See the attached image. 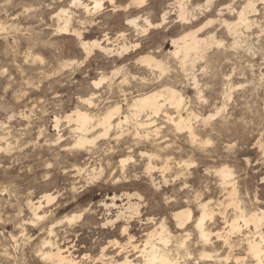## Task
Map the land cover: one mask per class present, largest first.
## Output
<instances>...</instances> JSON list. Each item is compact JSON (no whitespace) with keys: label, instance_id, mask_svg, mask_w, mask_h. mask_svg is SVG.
Returning <instances> with one entry per match:
<instances>
[{"label":"rangeland","instance_id":"1","mask_svg":"<svg viewBox=\"0 0 264 264\" xmlns=\"http://www.w3.org/2000/svg\"><path fill=\"white\" fill-rule=\"evenodd\" d=\"M117 1L124 4L129 0ZM147 1L151 18L159 22L163 8H168L172 0ZM245 2L214 0L207 8V0H190L191 8L197 13L193 26L198 28L209 19H218L219 9H223L224 17L232 19L234 15H230L227 6L240 9ZM256 3L258 11L253 16L256 24L242 29L237 48L232 47L233 38L221 29L218 21L202 30L201 35L217 28V36L224 45H214L198 62L195 73L199 87L196 88L169 55L174 49L171 39L186 29L175 14L169 22L137 37L124 19L118 18L119 12L109 7L97 24L87 25L86 37L100 38L105 31L115 37L127 30L128 41L139 42L140 46L122 57L108 58L96 53L85 59L74 36L56 32L57 21L52 16L62 3L0 0V264H46L36 257L34 248L42 243L47 231L42 229L43 220L34 218L27 206L29 199L37 200L45 192L53 193L56 198L49 204L42 201L40 215L44 210L51 211L54 239L63 246H73L72 251L80 258L85 254L94 257L104 246L108 247L107 253L114 252L119 246H113V240L127 243L128 235L101 226L105 216L102 203H110L117 196L116 203L125 204L126 193L141 196L132 199L141 204L144 221L131 222L134 242L147 239V233L166 217V226L173 235L170 245H176L182 231L171 217L172 212L185 208L188 202L194 216H198L195 190L202 193L204 200L220 198V177L216 170L222 165L233 170L241 195H259L260 207L264 208L261 148L264 147V0ZM146 53L168 61L169 69L163 73L138 64L135 59ZM66 63L69 65L64 66ZM123 66L117 77H113V71ZM103 75L108 78L96 89L93 81ZM125 77L126 81L122 82ZM163 85L180 90L189 109L200 114L193 124L200 140H210L209 144H192L187 133L175 130L166 115L160 114L155 117L156 126L140 130V136H135V127L127 123L118 132L112 131L108 138L98 139L94 146H74V124L65 120V115L77 106L89 108L81 98L97 92V106L90 108L95 113L118 102L126 111L134 95ZM225 91L231 93V98H224ZM225 105L209 122L202 120ZM169 112L176 115L172 108ZM186 114L184 110L183 115ZM56 117L61 120L57 128ZM156 127H161L158 136L153 132ZM148 132L151 134L146 136ZM60 135L61 139L57 140ZM156 137L157 141H153ZM165 145L169 147L163 149ZM167 157L170 167L163 171L161 167ZM121 158L129 159L125 166L128 178L115 182L121 174ZM150 161L156 166L151 172L154 181L146 169ZM179 161L190 165L181 168ZM75 166L87 172L96 167L98 179L86 184L87 172L78 175ZM252 208L247 201L246 209ZM117 210L113 208L112 215ZM229 213H233L231 208ZM216 222L212 223L215 231L222 227ZM191 250L192 264L213 262L201 259L197 247L191 245ZM5 253L10 254L8 263ZM220 253L224 260L226 253ZM237 253L246 255L244 250ZM222 264L237 263L229 260ZM239 264L252 263L246 260Z\"/></svg>","mask_w":264,"mask_h":264},{"label":"bare ground","instance_id":"2","mask_svg":"<svg viewBox=\"0 0 264 264\" xmlns=\"http://www.w3.org/2000/svg\"><path fill=\"white\" fill-rule=\"evenodd\" d=\"M56 1L63 4L58 11L53 12L52 17L57 21L56 32L74 36L85 54V59L96 53H103L108 58L122 57L140 46L139 42L132 44L128 41L127 30L118 32L115 37L110 36L106 31L100 38L89 39L86 37L87 25L97 24V19L104 13L105 9L111 7L112 11L119 12L118 18H123L137 37L144 36L152 28L160 27L169 22L171 15L175 14L181 27L186 29L183 34L171 39L174 49L170 51L169 55L178 70L184 74L186 80L192 81L196 88L199 87L198 77L195 73L198 62L206 57V53L214 45L218 47L224 45V41L217 36V28L201 35L202 30L209 24H213L214 21H218L221 29L233 38L232 47L237 48L241 41L242 29H249L256 24V19L253 16L258 11L257 0H246L240 9H236L231 5L227 6L228 12L230 15H234V18L224 17L223 9H219L218 19H209L203 26L194 28L193 24L197 20V13H195V8H191L190 0H172L168 2V8H163L159 22L153 21L151 18V9L147 0H129L124 4L118 3L117 0ZM213 1L207 0V8L211 6ZM75 22L77 25L74 24ZM135 61L151 71L159 69L164 73L169 69L168 61L159 59L152 53L140 55ZM68 65V63L64 64V66ZM124 66L116 68L113 71V77H117ZM107 78L103 75L101 78L95 79L93 81L94 87L96 89L100 88ZM125 81L126 77L122 82ZM224 94V98H231V93L225 91ZM96 97H98L97 92H93L89 96L81 98V101L87 104L89 108L83 109V107L77 106L65 115V120H68L71 125L74 124L75 147L94 146L98 139L108 138L112 131L116 130L118 132L127 123H132L136 131L135 136H140V130L156 126L157 120L155 117L160 114L166 115L165 117L175 127V130L187 133L189 142L192 144L197 142L210 143V140L205 142L202 139L200 140L195 130L193 120L199 119L200 114L189 109L185 97L173 85H163L158 89L144 90L137 93L128 102L126 111L118 102L109 105L104 111L95 113L90 108L97 106ZM225 107L226 105L219 107L216 113L203 116L202 120L209 122L210 119L221 113ZM169 108L174 109L176 115L171 114ZM184 110L187 112L186 116L183 115ZM60 121V118L56 117V128L59 126ZM1 125L3 126V123ZM160 130L161 127H156L153 130L154 136H158ZM150 134L148 132L146 136ZM60 139L61 135L57 140ZM152 140L157 141V137ZM168 147V145H165L162 148L167 149ZM261 148L264 155V147ZM142 154H146V152H142ZM128 161V158L120 159L121 174L115 182L128 178L125 171ZM178 165L183 168L185 165L187 167L190 164L186 161L182 163L179 161ZM169 167L170 158L167 157L161 168L165 171ZM154 168L156 166L150 161L146 169L152 181H154V178L151 172ZM75 171L78 175H82L87 172V169L75 166ZM98 172L96 167L87 172L86 184L94 183L98 179ZM216 173L220 177L219 187L222 193L220 198L215 201L204 200L202 199V193L195 190L194 200L199 211L198 216H194L188 202L185 208L172 212L171 217L177 223V228L182 231L178 243L174 246L170 245L173 235L166 226V217L156 223L157 227L154 230L147 233V239L141 243L134 242V236L130 233L131 222L137 220L141 223L142 218L141 204L132 201V199L135 196L140 198L141 196L138 193H126L127 203L125 204L118 205L116 203L117 196L112 197L110 203H102L105 208V216L101 226L103 228H116L121 234L128 235L127 243L122 244L117 240H113L112 245L119 246L114 252L107 253L108 247L104 246L96 256L92 257L85 254L80 258L72 251L73 246H63L57 239H54L55 222L50 217L51 211L44 210L40 215L43 207L42 201L46 200L49 204L55 200L56 196L51 192H45L37 200L29 199L27 206L32 212V216L38 220H43L42 229L47 231V236L42 240V243L36 246V249L34 248V253L40 261L46 264H192V245L199 249L201 259L213 261L209 264H222L229 260H233L237 264L246 260H249L252 264H264V208L260 207L262 204L260 196L257 194L253 197H249V195L242 196L234 172L228 165L218 167ZM163 178L167 182L165 177ZM247 201L253 205L250 211L246 209ZM113 208H118L114 215H112ZM230 208L233 211L232 214L229 213ZM75 218V216L70 218L69 222H72ZM150 220L153 219L150 218ZM216 221H219L222 227L215 231L212 228V223L215 224ZM240 250H244L246 255H239L237 252ZM221 251L226 253L224 260L220 257ZM4 255L6 263H8L10 254L5 253ZM84 260L89 261L85 262Z\"/></svg>","mask_w":264,"mask_h":264}]
</instances>
